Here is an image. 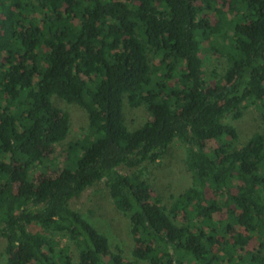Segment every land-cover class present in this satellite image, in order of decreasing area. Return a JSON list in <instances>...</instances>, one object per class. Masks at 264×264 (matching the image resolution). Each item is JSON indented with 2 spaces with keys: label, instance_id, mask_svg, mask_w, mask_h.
<instances>
[{
  "label": "trees",
  "instance_id": "16d2710c",
  "mask_svg": "<svg viewBox=\"0 0 264 264\" xmlns=\"http://www.w3.org/2000/svg\"><path fill=\"white\" fill-rule=\"evenodd\" d=\"M53 96L88 114L57 163ZM245 106L261 129L237 147ZM177 139L191 183L166 207L140 168ZM100 181L133 260L71 207ZM0 238L5 264H264V0H0Z\"/></svg>",
  "mask_w": 264,
  "mask_h": 264
},
{
  "label": "rangeland",
  "instance_id": "374dc122",
  "mask_svg": "<svg viewBox=\"0 0 264 264\" xmlns=\"http://www.w3.org/2000/svg\"><path fill=\"white\" fill-rule=\"evenodd\" d=\"M204 52H206L204 46L200 47V56L203 57ZM207 60L209 61L207 64L209 73L211 71H216V73L223 71L225 64L222 58L209 55ZM52 101L55 106L68 114L69 119L66 139L54 145L49 152V159L57 163L65 157L67 143L79 137L82 130L87 126L88 114L84 108L74 103H67L57 96H53ZM124 117L128 127L134 129L148 119L149 113L143 106L130 107L125 100ZM234 123L237 131V139L234 140V144L237 147H240L252 133L261 129L258 112L254 106H245L242 110V116ZM216 146V141L207 142L208 150ZM185 154V145L181 139H177L157 163H144L143 168H140L143 177L150 184L152 193L158 195L161 203L166 207L172 201V195L177 194L191 183V175L185 165ZM120 171L130 173L132 169L120 167ZM36 175L51 178L55 176V172L47 170L44 175L39 173ZM70 204L108 238L112 248L118 247L124 252L123 256L126 261L133 260L131 252L135 243L131 225L128 218L115 207L102 181L87 188L78 199H72ZM255 244L256 242L252 243V245ZM5 262V239L0 238V264H5ZM137 264L144 263L137 262Z\"/></svg>",
  "mask_w": 264,
  "mask_h": 264
}]
</instances>
